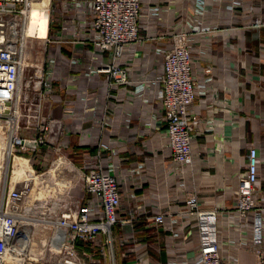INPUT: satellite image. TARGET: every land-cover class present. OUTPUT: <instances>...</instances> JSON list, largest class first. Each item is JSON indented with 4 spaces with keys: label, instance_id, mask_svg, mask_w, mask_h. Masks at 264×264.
<instances>
[{
    "label": "built area",
    "instance_id": "built-area-1",
    "mask_svg": "<svg viewBox=\"0 0 264 264\" xmlns=\"http://www.w3.org/2000/svg\"><path fill=\"white\" fill-rule=\"evenodd\" d=\"M53 2L57 24L45 41L54 46L20 97L31 66L23 39L30 3L0 0V137L8 160L43 147L42 160L56 155L49 166L66 161L74 174L61 190L80 185L82 192H57L63 207L32 223L23 202L31 179H0V264H116L114 247H123L121 256L140 251L125 264H235L242 249L263 262L258 144L244 145L231 202L204 206L192 143L199 131L214 130L223 105L206 63L215 40L226 47L227 36L240 40V26L261 23L264 0ZM258 87L264 93L259 73ZM72 135L78 150L69 153ZM59 167L38 188L68 181Z\"/></svg>",
    "mask_w": 264,
    "mask_h": 264
},
{
    "label": "crops",
    "instance_id": "crops-1",
    "mask_svg": "<svg viewBox=\"0 0 264 264\" xmlns=\"http://www.w3.org/2000/svg\"><path fill=\"white\" fill-rule=\"evenodd\" d=\"M239 28L240 40L227 36V46L224 47L223 41L216 39L213 44L216 54L212 52L206 61L223 105L214 113V130L199 131L192 143L194 151L198 152L194 166L201 172L197 176L198 196L204 206H209L214 200L225 204L231 202L246 142L256 141L258 144L260 178L264 185V93L262 87L252 89L257 74L264 75V51L259 54L260 45H264V17L259 24ZM258 54L257 63L254 57ZM54 109L56 114H52L58 116L61 107L56 105ZM124 137L125 132L122 131L121 138ZM75 139L74 135L70 137V141ZM73 149L78 150L76 146ZM221 181L225 183L223 190L218 184ZM221 192H224L222 196ZM235 264H264V261L257 262L251 253L242 249L235 253Z\"/></svg>",
    "mask_w": 264,
    "mask_h": 264
},
{
    "label": "rangeland",
    "instance_id": "rangeland-1",
    "mask_svg": "<svg viewBox=\"0 0 264 264\" xmlns=\"http://www.w3.org/2000/svg\"><path fill=\"white\" fill-rule=\"evenodd\" d=\"M30 5L27 7L26 11V23L23 29V36H25L24 43H25V54L28 59H26V62H28L31 66L25 68L23 72V76L21 79V89H19L20 92V97H22V94L26 92L25 88L23 87L24 81L30 77L34 79L33 77V71L35 69L34 65L38 64L39 62H44L46 59V56L49 52L52 51L51 47L54 46L53 43L46 42L45 40L51 39V35L56 28L57 24V13L55 10V4L53 0H49L48 2V7H47V15H48V25H47V30L45 34V29L46 28H41V26L38 24L36 28H31L29 30V37L26 36V29L28 26V15H29V10L31 9L33 12H35L37 9L39 10H44L46 8V0H28ZM34 20V19H32ZM46 24H44L45 27ZM50 25V26H49ZM39 46V47H38ZM43 49V50H42ZM63 51V49H62ZM216 54V50L213 49V55ZM29 92V91H28ZM26 93L29 95V93ZM22 112V111H21ZM24 112V111H23ZM54 114H56L55 109L54 111L52 110ZM19 118H21L19 116ZM24 121L20 119L19 123L22 124ZM23 132V131H22ZM25 132V131H24ZM5 130L1 127L0 128V135L4 134ZM4 139L1 140L0 137V179L3 182L5 175L6 178L9 177L10 182H16L20 181L23 179H31L28 181V186L26 188L27 194L26 197L23 199V202L27 203L28 205L30 204V210L28 212V216L31 218L29 221L30 222H38V223H44L41 222L40 219L46 218L47 214L50 211H56L61 209L67 199L65 200L64 198H60L59 194L57 192H61L62 194L65 193L67 190V193L69 195H74L75 197L77 195H80L82 192V188L80 185H75L73 187H70L68 189L61 190L62 188H65L68 186V182L71 184L72 183V175L74 174V171H71L70 165L67 164L66 162V169L65 171L66 178L69 179L68 181L66 179H60L59 182H53L52 184L53 187H49L47 184L43 185V188H38V185L40 183H44V181L47 180L48 177H53L56 175L55 171L57 168H52L53 164L56 163L57 165H61L62 162L60 160L54 161L51 166H49V162L52 157H56V155H52V157L49 155L48 159L42 160V156L44 153L43 147L39 148L36 152L30 154L29 152L25 153H16L14 154V159L11 161V158L5 162V152H6V143ZM2 143V144H1ZM257 143V142H256ZM70 152H74L73 146H75V141H70ZM27 157H29V161L27 162ZM53 158V159H54ZM68 158L75 160L74 155L69 154ZM12 163V164H11ZM31 167H30V165ZM49 166V168H48ZM48 168V169H47ZM52 168V169H51ZM32 169L34 170V173H32ZM47 169V170H46ZM45 170L43 172L44 175L46 174L45 177H41L40 175H35L38 174L39 172ZM56 177V176H55ZM1 182V183H2ZM2 185V184H1ZM0 185V196H2V190L3 188ZM26 224H29L27 219L24 220ZM40 235V239H43L44 233L42 231L37 232ZM123 247H114V256H115V263L116 264H125L130 261H134L138 252H129V255H120L122 253ZM141 249V248H140ZM149 256L153 258L154 260L157 261H162L161 254H157L154 250L150 249L148 252ZM49 256V255H48ZM52 256L50 255L48 257V260H51ZM47 258V257H46ZM131 264V263H130Z\"/></svg>",
    "mask_w": 264,
    "mask_h": 264
},
{
    "label": "bare ground",
    "instance_id": "bare-ground-1",
    "mask_svg": "<svg viewBox=\"0 0 264 264\" xmlns=\"http://www.w3.org/2000/svg\"><path fill=\"white\" fill-rule=\"evenodd\" d=\"M48 2L49 0H46V8L44 10H39L37 9L35 12H33L31 9L29 10V15H28V26H27V29H26V36L29 37V30L31 28H36L37 25L39 24L41 26V28H46L44 31H45V34H46V30H47V25H48V15H47V7H48ZM34 19V20H32ZM44 24L45 27H44ZM39 47V46H38ZM43 50V49H42ZM1 109V108H0ZM9 145H8V142H7V145H6V152H5V162L7 163L8 161V154H9ZM14 159V156L12 158V161ZM62 164H66L65 161H63L62 159H59ZM66 167V165H65ZM52 168H60L59 165H57L56 163L53 164ZM51 168V169H52ZM41 177H45L46 174L44 175H40ZM3 184V183H2ZM2 187V185H1ZM25 220V219H24ZM23 220V223L25 226H28V224H26ZM6 260V259H5Z\"/></svg>",
    "mask_w": 264,
    "mask_h": 264
},
{
    "label": "trees",
    "instance_id": "trees-1",
    "mask_svg": "<svg viewBox=\"0 0 264 264\" xmlns=\"http://www.w3.org/2000/svg\"><path fill=\"white\" fill-rule=\"evenodd\" d=\"M50 26V25H49Z\"/></svg>",
    "mask_w": 264,
    "mask_h": 264
}]
</instances>
